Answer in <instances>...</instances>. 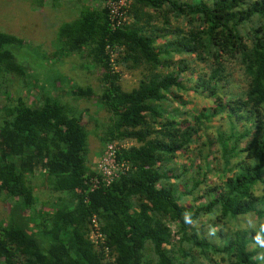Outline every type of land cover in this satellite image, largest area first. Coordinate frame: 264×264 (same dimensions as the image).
Listing matches in <instances>:
<instances>
[{"label": "trees", "instance_id": "obj_1", "mask_svg": "<svg viewBox=\"0 0 264 264\" xmlns=\"http://www.w3.org/2000/svg\"><path fill=\"white\" fill-rule=\"evenodd\" d=\"M89 1L57 27L58 53L83 52L100 70L96 102L110 113L99 138L102 151L116 143V161L127 167L108 185L90 190L89 178L100 175L87 164V131L79 113L45 94L37 105L19 96L3 103L0 194L14 200V209L28 212L32 227L8 213L0 224V264H196L195 248L207 260L198 264H210L212 255L224 264H264V257L249 248L264 236L261 227L256 238L254 231L238 228L218 230V240L212 241L188 225L197 214L214 211L228 222L247 213L264 219V193L252 194L264 185V0H129L130 21L115 27L106 8L114 0ZM171 17L184 25L173 27ZM19 44L0 31V80L26 75L10 50ZM183 54L208 69L187 87L189 79L182 81L179 74L189 64L184 57L177 65L175 60L174 70L161 72L172 55ZM228 63L241 71V86L231 87ZM115 65L146 72L125 91ZM69 88L76 97L93 95L90 87ZM185 89L210 104L192 107L185 117L175 107L167 110L168 99L182 104L177 92ZM200 136L205 151L194 147ZM125 141L135 144L121 145ZM188 150L203 163L210 155L216 158L218 167L209 171L217 181L207 183L208 172H199L198 165L193 173L198 177L179 193L170 181L178 179L170 161ZM36 172L58 193L45 209L37 206L28 182ZM194 190L198 195L191 205H183L181 198ZM92 217L104 239L99 249L88 239ZM170 224L176 225L173 232Z\"/></svg>", "mask_w": 264, "mask_h": 264}, {"label": "rangeland", "instance_id": "obj_2", "mask_svg": "<svg viewBox=\"0 0 264 264\" xmlns=\"http://www.w3.org/2000/svg\"><path fill=\"white\" fill-rule=\"evenodd\" d=\"M90 3L91 1L89 0H0V31L10 33L20 39V44L10 47V50L25 67L26 71L24 77L7 75H4L3 78L1 77L0 106L3 103H11L17 96L21 97L28 104L37 105L44 94L50 95L52 98L64 103L71 109L72 113L80 114V121L87 131V164L91 169H95L103 146L99 138L102 136L110 117V113L101 108L96 102V96L101 89L98 80L100 70L93 65L89 57L85 56L83 52L60 55L56 40V30L59 24L73 19L82 5H89ZM128 20L130 21V18ZM169 20L173 27H182L185 22L181 18L174 19L171 17ZM151 24L154 23L152 22ZM160 41L161 39H158L156 42ZM115 56L116 54L114 53L113 57L115 58ZM181 57H184L189 62L188 67L184 71L179 72L182 81H185L187 78L189 79L184 84L187 87L198 72L201 73L208 69L205 63L198 62V59H194V56L183 54L172 55L168 62L169 65L162 67L161 72L166 73L174 70L175 60L177 59V65ZM230 64L228 63L227 65L229 70L232 71L233 84L231 87L237 84L241 86L243 83L240 81L241 71L237 66L232 67V64ZM114 69L119 72V83L122 90L125 91L134 88L146 72L141 66L127 70L122 66L115 65ZM73 85L90 87L93 90V95L88 98L73 96L69 92V86ZM177 93L182 104L175 102L173 99L171 101L168 99L166 100L169 103L167 110L175 107L180 117H185L184 113L190 111L189 109L192 107L199 110L210 104L209 99H204L202 96L187 89ZM187 120L190 121V118ZM216 124L212 125L215 126ZM212 127L207 130L206 134H209L208 136H212ZM202 140H204L203 136H200L199 140L197 138V144L194 147L205 151L207 145H198V142ZM131 144L135 143L125 141L121 145L127 146ZM215 160L216 158H212L210 155L205 160V163H203V161L198 159V156H192L191 150L185 153L177 152L170 161V165L173 167L175 175H178V179L173 180L172 178L170 181L176 183L178 192L184 190L186 181L193 177H198L193 173L199 165V172L206 170L208 172L206 175L207 183L213 185L217 181V178L214 176L215 173L211 170L209 171V169L210 167L212 169L218 167V163ZM28 182L32 187L37 206H43L45 209L49 203L56 199L58 193L49 190L45 176L40 172H36L28 177ZM200 187L202 188L203 186L201 185ZM262 193H264L263 184L252 191L253 195H260ZM196 195H198V191L194 190L193 195H184L180 202L189 207L192 203V196ZM13 201L0 194V224L5 223L8 213L11 212L14 218L21 217L24 225L29 224L28 226L31 228L30 215L22 209H14L12 206ZM201 201H203L202 198H197V203H201ZM11 206L13 209L10 208ZM188 225L196 228L195 233L197 236L204 235L205 238L212 239V241L218 240V230L229 232L238 228L246 229L254 231V238L260 233L258 231L259 227L262 228L261 232H264V219L258 218L252 213L238 215L229 222L225 221L224 218H220L219 213L215 211L208 214L200 213L197 214L195 219L189 220ZM170 227L172 228V232L176 230V225L170 224ZM175 235L174 233L173 238L176 246L179 243L176 239L178 235ZM249 248L255 249L258 258L264 257V236L260 240L250 242ZM195 250L196 248L193 255L196 257V264H198V260L201 263H207V260L198 257ZM146 254H149L148 249L146 250ZM212 259L210 264H224L223 260L219 259V255H212Z\"/></svg>", "mask_w": 264, "mask_h": 264}, {"label": "built area", "instance_id": "obj_3", "mask_svg": "<svg viewBox=\"0 0 264 264\" xmlns=\"http://www.w3.org/2000/svg\"><path fill=\"white\" fill-rule=\"evenodd\" d=\"M129 0L107 1L106 8L111 27L123 24L128 21L126 16V7ZM113 56V55H112ZM116 143H107L103 149L100 158L96 164L95 170L100 175L98 177H90L88 183L89 189L97 187L99 184L108 185L114 178H117L126 169L125 162H117L115 158ZM88 239L95 248L100 247L104 243L102 234L99 232L97 222L94 217L90 219V228Z\"/></svg>", "mask_w": 264, "mask_h": 264}]
</instances>
